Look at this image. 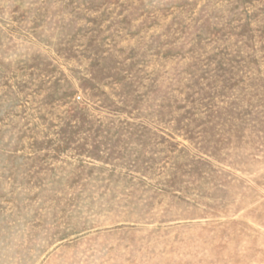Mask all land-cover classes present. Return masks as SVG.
I'll list each match as a JSON object with an SVG mask.
<instances>
[{
    "label": "rangeland",
    "instance_id": "obj_1",
    "mask_svg": "<svg viewBox=\"0 0 264 264\" xmlns=\"http://www.w3.org/2000/svg\"><path fill=\"white\" fill-rule=\"evenodd\" d=\"M0 264H264V0H0Z\"/></svg>",
    "mask_w": 264,
    "mask_h": 264
}]
</instances>
